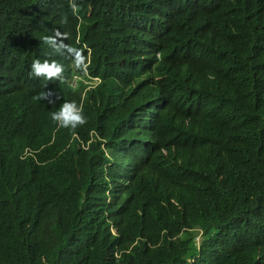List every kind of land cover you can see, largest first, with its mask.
<instances>
[{"label":"clouds","instance_id":"clouds-1","mask_svg":"<svg viewBox=\"0 0 264 264\" xmlns=\"http://www.w3.org/2000/svg\"><path fill=\"white\" fill-rule=\"evenodd\" d=\"M103 1L115 9L121 5L123 15L114 18L104 8L106 29L98 46L80 42L76 25L67 20L45 26L24 17L35 27L41 25L35 29L11 25L17 40L47 53L42 56L36 51L23 71L5 52L4 42L11 35L0 27V138L14 137L8 119L41 122L54 129L51 147L45 152L51 173L29 193L12 197L9 206V211L24 212L41 225L50 220L76 225L77 217H82L86 200L76 199L65 186L67 178L77 172L89 179L95 193H101L91 221L112 226L121 218L132 189L142 188L150 167L155 189L173 184V139L194 126L200 106H195L189 121L188 105L179 96L182 91L196 89L199 95L230 89V95L239 99L247 98L253 89L264 101V41L257 40L241 22L231 23L221 46H210L217 19L201 14L192 19L190 0ZM215 3L203 1L200 9ZM202 56L194 81L184 82L180 70ZM248 72L251 79H247ZM42 88L46 93L38 94ZM46 94L49 103L39 105L37 100ZM170 102L183 107L171 117L166 113ZM213 110L217 115H212ZM201 117L207 122L225 119L211 105ZM61 129L63 141L54 145ZM203 132L200 119L189 137L198 153L204 150ZM32 156L26 148L22 158ZM230 207L238 212L222 227L216 257H211L212 249L206 258L199 253L168 262L234 264L239 254L251 264H264V224L254 216L261 207L256 189L236 188ZM201 235L198 244L205 240Z\"/></svg>","mask_w":264,"mask_h":264},{"label":"trees","instance_id":"trees-1","mask_svg":"<svg viewBox=\"0 0 264 264\" xmlns=\"http://www.w3.org/2000/svg\"><path fill=\"white\" fill-rule=\"evenodd\" d=\"M203 1L210 4L213 0H190L188 12L192 19L197 14L217 19L210 34V46H221L229 26L236 21L257 40L264 41V0H216L213 6L200 9ZM119 6L121 9H115L103 0H0V27L7 28L11 35L4 42L5 52L21 71L36 51H41L42 56L47 54L33 43L24 45L17 40L11 26L14 23L35 29L41 24L67 20L76 25L80 42L98 46L106 29L104 8L117 18L123 15ZM24 17L37 19L41 24L35 27L34 22H26ZM65 41L67 46L68 38ZM202 63L203 56L180 70L184 82L194 81ZM251 78L252 73L248 72L247 79ZM248 91L247 98L239 99L230 95V89H211L199 95L196 89L182 91L179 96L188 105L189 121L195 106H200L195 111L194 126L173 139L170 150L173 184L155 189L154 170L150 167L142 188L132 189L121 218L113 226L91 221L101 193L93 191L89 179L81 172L65 181L70 195L86 200L76 225L52 220L41 225L24 212L9 211L12 197L29 193L51 173L45 152L51 147L54 129L41 122L8 119V130H14V137L0 138V264H170V260L194 258L199 253L206 258L212 249L214 258L220 252L219 235L226 219L238 212L230 207L236 188L249 192L256 189L261 207L254 216L264 224V101L253 94V89ZM41 92L46 93V89L42 88L38 94ZM49 101L46 94L37 103L46 105ZM210 105L224 114L225 119L203 120L202 113ZM182 108L170 102L167 116ZM212 115H217L216 110ZM200 119L204 131L202 153H198L193 146L195 142L189 138ZM55 138L54 145L62 143V129ZM26 148L33 152L32 157L22 158ZM200 233L205 240L198 244ZM234 264L251 263L237 254Z\"/></svg>","mask_w":264,"mask_h":264},{"label":"bare ground","instance_id":"bare-ground-1","mask_svg":"<svg viewBox=\"0 0 264 264\" xmlns=\"http://www.w3.org/2000/svg\"><path fill=\"white\" fill-rule=\"evenodd\" d=\"M107 6V5H106ZM111 6V5H110ZM109 7V6H108ZM108 9V8H107ZM119 9V8H118Z\"/></svg>","mask_w":264,"mask_h":264}]
</instances>
